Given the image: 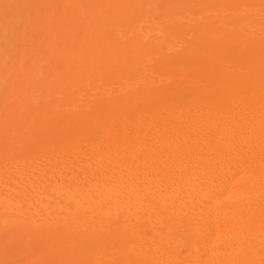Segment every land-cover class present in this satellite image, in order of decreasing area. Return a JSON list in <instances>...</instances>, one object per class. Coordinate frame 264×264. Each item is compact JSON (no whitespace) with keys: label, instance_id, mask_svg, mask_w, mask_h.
<instances>
[{"label":"bare ground","instance_id":"1","mask_svg":"<svg viewBox=\"0 0 264 264\" xmlns=\"http://www.w3.org/2000/svg\"><path fill=\"white\" fill-rule=\"evenodd\" d=\"M167 4L169 5L168 2ZM94 5L92 4L93 9L96 7ZM104 5L108 8L105 12L111 11L115 14L123 6L117 0H111ZM89 6L91 7V4ZM126 6L129 7L131 4ZM133 7L134 4L132 9ZM170 7L172 9V6ZM138 10L140 11V7ZM105 15L100 14L101 17ZM112 15L114 17L113 13ZM135 15L134 17H138ZM231 15L233 14L223 15L213 23L205 20L202 29L204 40L205 43L211 44L217 55L231 57L236 63L234 67L241 66L245 69L242 75L251 78L252 75L247 76L250 73L248 70L250 65L253 66L252 59L257 56L254 55L255 52L257 53L260 47H264V39L250 38L248 33L252 31L250 28H245L250 24V20L247 21L248 24L235 26L236 23L231 24L229 21ZM96 16L97 14L93 18L96 19ZM124 20L121 21L125 22ZM74 23L72 22L73 26ZM84 23L85 21L81 24ZM152 25L144 24L149 33L144 34L141 45L145 44L146 39L149 41L147 52L154 53L153 59L157 63L172 61L174 64L185 54H190L193 41L184 38L186 40L183 39L180 48L171 52L170 50L176 45L172 41L175 37L163 43L166 33L158 29V25L154 26V23ZM59 26L58 23L52 34L51 45H48V50L42 51L41 57L44 67L52 76L56 74L58 78L67 75L69 65L72 67L69 55L73 56L71 46H75L72 45L74 39L71 37L67 39L66 36L64 38L62 25ZM78 31L75 36L78 35ZM243 32H246V36L240 38L239 35ZM49 37L47 39H50ZM39 42L41 41L37 43ZM64 43L66 45L69 43V46L65 47ZM86 43L89 44L87 41ZM161 43L164 44L162 51H160ZM133 44V42L129 44L130 48ZM111 45V50L117 55L113 60H102L101 50L96 49V45L94 50L90 47L88 49L89 45H83L84 47H80L74 56L84 60L86 56L90 59L89 62L98 58L97 62L103 64L105 71L96 72L94 78L106 80L109 71H113L107 72L106 68L111 65L110 62L115 60L117 65H122L127 56H130L124 46ZM243 47L248 50V55L242 58L239 48ZM25 60L27 59L24 57ZM131 61L135 62L132 59ZM216 72L223 78L229 75L221 69ZM86 76L88 80L91 79V75ZM239 78V75L236 78L233 76V82L238 84L241 81ZM41 79H36V83H33L35 86L32 87L39 91L38 95L35 94L39 97L38 100H30L29 97L24 99L23 96L21 102L17 99L20 102L19 111L25 110L32 120L31 140L18 138L11 141L5 131H0V264H15L10 259V248L11 245L13 246L12 242L18 238L26 240L28 249L32 251L31 258L26 264H264V110H262L264 102L255 107L259 109L255 115L247 114L246 110L250 109V103L245 105L244 101L228 103L229 105L214 104L215 106L209 107L199 104L190 108L182 107L171 101V96L176 94L178 88H165L162 83V87L155 85L144 91H134L127 87L100 88L94 85L82 90H86L83 97H77L81 88L72 90L73 80L75 84L81 80V74H77L74 79L64 81L62 85L70 96H73L71 101L77 104L74 103L73 107H68L64 111L54 112L48 109L43 113L37 112V108L33 107L41 102L40 92L43 88L40 86L46 83ZM226 79L232 80V77L228 76ZM55 82L54 86H57L58 83ZM4 83L1 82L3 85ZM17 83H20L19 80ZM19 89L18 87L17 90ZM28 89L25 91L28 92ZM71 101L65 102V105L70 106ZM8 103L10 101H7V105H10ZM17 154L21 155L22 157H19L22 159L14 158ZM185 218L189 221V225L182 230L180 223ZM16 244H19L18 241Z\"/></svg>","mask_w":264,"mask_h":264},{"label":"rangeland","instance_id":"2","mask_svg":"<svg viewBox=\"0 0 264 264\" xmlns=\"http://www.w3.org/2000/svg\"><path fill=\"white\" fill-rule=\"evenodd\" d=\"M31 1H33V2H31ZM93 1H94V3H93ZM103 1L104 0H88V3H87V0H74V1L73 0H69V1L68 0H37V1L36 0H0V18H1V20H0V55H1V57H0V61H1L0 62V92L2 93V95L0 93V95H1L0 96V101H1L0 102V108H1L0 109V112L2 111V113H0V131H5L9 135V137H8L9 140L15 141V140H18V138H20L22 140H25V141L31 140V136H32L31 133L33 131V129H32V123H31L32 120L27 116L25 110H23V109L21 110L20 109V111H19V106L18 105L22 101L23 97H24V99L29 97L30 100L31 99H35V100H38L39 99V97L36 96V95H38L37 93H39V91L37 92V88L36 89L35 88L34 89L32 88V87L35 86V85H33V83L34 82L36 83V81H35L36 79H41L42 78L41 80H43V82H46V83L40 86L41 88H43L44 91L39 87L41 89V92H40V95H41V100L40 101L41 102H38V104H36L33 107L35 109L37 108L36 109L37 112H43V113H45L48 109H51L54 112H58V111H62V110L64 111L68 107H73L74 103H75V105L77 104L75 101H71V100H73V96H70V94L68 93V90L62 86L64 84V81H67V80L68 81L69 80L71 81L72 79L75 78V76L77 74H81V80L79 81V83L77 82L76 84H75V81L73 80L74 85L72 86V88H73L72 90H74L76 88H81L80 93L76 95L77 97L78 96L83 97L84 96V93L86 92V90L85 91H82V90L84 88H90V87H92L94 85H98L100 88L127 87V88H131L134 91H144L146 89L153 88V86H155V85L161 86L163 84L162 86L165 87V88H171V87L172 88L173 87L174 88H178L176 94H174V96H171V98H172L171 101L173 100V102L175 104H177L178 106H182V107L184 106V107L190 108V107H192L194 105H198L199 104V105H204L205 107H209V106H215L214 104H216V105H223V104L229 105L228 103H232V102L240 103V102H243L244 101V102H246L245 105H248L250 103V107H249L250 109L249 110L248 109L246 110L247 114L250 115V114L253 113L252 115H255V114L258 113L259 109H256L255 107H258L259 106L258 105L259 103L261 104L262 102H264V88H260V87H264V52H261V51H264V47H260L258 49V52L257 53L255 52L254 55H257V56L252 59L253 66L251 67V65H250L249 70H248L251 74L248 73V75H247V76H249V75H252V76H251V78H249L250 76L249 77H246L245 76L248 79L247 80L242 75L245 72V69H243L241 66L240 67H241L242 70L240 69V67H234L236 65V63L233 62V60H232L231 57L228 58L226 56L217 55L215 53V51H213V47L211 46V44L208 43V42L205 43L206 40H204L205 39V36H204V34L202 32V29H203V25H204L205 20H206V22L207 21L208 22L211 21V23H213L215 21V19H220L221 17H223V15H227V14H230L231 13V14H233L229 18V21H230L231 24L236 23L235 26H242V25H244L243 23H247V21L250 20V24L247 23L248 25L245 27V28H250V31H252V33L251 32H249L250 34L248 33V36L250 38H255V37L259 38L260 37V39L262 40V39H264V34H259V33H264V24H262V23H264V18H262V17H264V0H235V1L234 0H226L227 2L225 0H220V1L219 0H209V1L203 0L204 2L201 1V0H179V1L178 0H122V1L121 0H117L118 3L120 5H123L122 7H124V8L122 9V7H121L122 10L121 9H118L119 11L117 10L116 14H115V12H111V11L110 12H108V11L105 12V10H108V8L104 4L107 3V2H110L111 0H109L107 2L105 0L104 1V4H103ZM120 1L123 2V3H121ZM173 1H175V2H173ZM185 1H186V5H185ZM196 1H197V3H195ZM210 1H212V2H210ZM66 2H68V3H66ZM127 2H129V3H127ZM139 2H141V4H143V5H140ZM167 2L169 3V5L167 4ZM172 2H173V4H172ZM190 2L194 5V7L191 8V6H193V5ZM181 3H183V4H181ZM209 3H210V5H209ZM90 4H91V7L89 6ZM92 4L93 5L95 4L94 6H96L94 9H93ZM128 4L129 5L131 4V6H129L131 8H129L128 6H126ZM133 4H134V7L132 9ZM160 5H161V8H160ZM178 5H180V6H178ZM188 5H189V7H188ZM54 6H56V8ZM83 6H84V8H83ZM141 6L144 7V8H142ZM170 6H172V9H171ZM185 6H187V7H185ZM139 7H140V11L138 10ZM207 7H208V9H206ZM83 9H85V10H83ZM168 9H170V10H168ZM55 10H58V12L57 11L55 12ZM90 10H91V12H90ZM27 11H29V12H27ZM138 11H139L140 14H138ZM143 11L145 13H143ZM211 11H212V13H211ZM183 12H185V13H183ZM75 13H77V14H75ZM112 13L114 14V17L112 15ZM135 13H136V15H135ZM89 14L91 16L92 15L93 16L91 17ZM94 14L95 15L97 14L96 19H94L95 18V15ZM100 14H103V15L106 14L105 15L106 17L105 16L101 17L102 15L100 16ZM110 14H111V16H109ZM134 15L135 16H138V17H134ZM165 15H166V17H165ZM48 17L50 18V20H47V19H49ZM54 17L57 18V19H55ZM68 17L69 18L71 17V18L69 19ZM259 17L261 18V20H259L260 19ZM66 18H68V19H66ZM86 18L88 19V21H86ZM133 18H136V19H133ZM169 18H172V19H170L171 21L169 20ZM253 18H254V20L257 18V20L254 21ZM51 19H53V20H51ZM106 19H107V21H106ZM143 19H145V20L143 21ZM61 20H62V22L64 21L63 23H65L66 25L63 24L61 22ZM121 20H124L125 22H122ZM134 20H135V22L137 24L138 23L139 24L137 25L135 22H133ZM200 20H202V21H200ZM82 21L83 22L85 21V23L84 24H81V23H83ZM253 21H254V23H253ZM51 22L54 23V24H52ZM72 22L73 23L75 22L74 23V26H73ZM78 22H80V24H78ZM105 22L106 23L108 22V23L107 24H104ZM130 22H132V23H130ZM152 22L154 23V26H157L158 25V29H162L163 32L167 34V36L165 34V38L163 39L164 40L163 43H167L168 40H171L173 37H175L174 39H172V41H174L177 46L175 45V47L170 50L171 52L172 51H175L177 48H180V46L184 42L183 41L184 38L189 39L190 42L193 41L192 42L193 43L192 46L195 49L192 47L190 54H185L182 59H180L178 62H176L174 64H172L173 63L172 61H170V62L167 61V62L157 63L153 59V54L154 53H152V51L151 52H147V47H148L149 41L146 39L145 44L144 45H141V41H143V39H144V34L149 33V30H147L148 28L145 27V26L146 25L153 26L152 25L153 24ZM195 22H196V24H195ZM58 23H59L60 26L61 25L64 26V27L61 26L62 31H63L62 32V35H64V38L67 37V39H70V37H71V38L74 39V41L72 42L73 43L72 45L75 44V46L74 47L71 46V54L73 56H74V54L76 55V52L78 53V49L80 47H84L83 45H86V46L89 45L88 46V49L90 47L92 50L95 49V46L94 45H96V49L100 48L99 50H101V54H102L101 58H102V60L103 59H105V60L106 59L113 60L114 58H116L117 55H116V53L114 54L115 51L111 50V48H110L112 46L111 44H114V46H117L119 44H120V46H124V48H126V50H128V52L130 53V54H128L130 56H127V59L122 62V65L123 66L122 65H117L116 62H115V60L114 61H111L110 62L111 65L108 66L109 69L108 68H106V69H107V72L109 70H113V71H109V77L106 80L105 79H102V78H100L99 80H97L98 79L97 76H96L97 77L96 79L94 78V76L97 73L103 72L102 70L105 71V69H104L105 67H103V64L97 62L98 58H95V59L91 60V62H89L90 59H88L86 56H85V58H86L85 60H84V58L83 59L80 58L81 59L80 60L78 58V56H74L76 58L75 59V58H73V56L69 55L70 56V64L72 65V67L69 65V67H68V69L66 71L67 75H63V76H61L59 78H58V76L56 74H54L52 76V74L44 67V63L41 62V57H42V51L49 49V46L51 45V40H52V37H53L52 34H54L55 27L57 26ZM115 23L117 25H113ZM258 23H261V24H258ZM50 24H52V25H50ZM144 24H145V26H144ZM79 25H82V26H79ZM29 26H33V27H29ZM37 27H38V29H37ZM93 27H94V29H93ZM106 27H108V28H106ZM181 27H183V28H181ZM192 27H193V30H192ZM133 28H134V30H133ZM194 28H196V30H194ZM183 29H185V30H183ZM259 29H260V31H259ZM23 30H24V33H23ZM78 30H80V31H78ZM89 30H90V32H89ZM91 30H92V32H91ZM98 30H100V32ZM186 30H187V32H186ZM189 30L191 31V33H190ZM31 31L34 32V34H36V35H34V34L32 35V32ZM76 31H78V35L75 36V33L77 34ZM102 31H104V32H102ZM128 31H130V32H128ZM170 31H172V32H170ZM26 32H28V33H26ZM29 32H30V34H29ZM45 32H46V35L48 37L51 34L50 37H49L50 39H47L48 37L45 35ZM98 32H99V34H97ZM180 32H182V33H180ZM170 33H171V35L169 36ZM103 34L106 35V36H104ZM194 34L195 35L198 34V35L195 36ZM96 35L99 36V37H97ZM173 35H175V36H173ZM251 35H252V37H251ZM24 36H25V38H24ZM239 36H240V38H243V36H246V32H243ZM43 38H44V40H45L46 43L44 42ZM82 38H83V40H82ZM86 38L89 39V40H87ZM106 39H108V40H106ZM186 39H184V40H186ZM23 40H24L25 44H24ZM30 40H32V41H30ZM37 40L38 41H41V42L37 43L38 42ZM201 40H202V42H201ZM86 41L89 42V44L86 43ZM177 41H179V42H177ZM91 42H93V43H91ZM131 42L134 43L132 45V48H130V45H129ZM35 43H36V45H35ZM106 43H108L107 46L109 48L106 46ZM163 43H161L162 45L160 47V51H162L164 49V46H163L164 44ZM12 44H14V45H12ZM16 44H17V46H16ZM109 44H110V46H109ZM63 45H65V47L66 46L68 47L69 46V43L67 45L64 43ZM202 46H205V47H202ZM32 47L34 49H29V48H32ZM136 47H138V48H136ZM211 47H212V49H211ZM26 48L29 49V50H27ZM74 49H75V51H74ZM135 49L136 50L138 49V50L136 51ZM140 49H142V50H140ZM38 50H40V51H38ZM11 51H12V53H11ZM26 51H27V53H26ZM138 51L141 52V55L140 56H139V52ZM136 52L138 53L137 55H136ZM239 52H240L239 54H240V56L242 58L244 56L248 55V50H246V48H244V47L243 48H239ZM9 54L12 56L13 59L11 58V56H9ZM114 55H115V57H114ZM188 55H190V56H188ZM191 55H192V57H191ZM6 56L8 57V59H7ZM24 57L27 60L24 61ZM189 57H191V58H189ZM257 57H259V59ZM195 58H196V60H195ZM5 59H6V61H4ZM131 59L133 61H135V62H132L131 61L132 62L131 63L130 62ZM201 59H203V61ZM9 60H11V61H9ZM15 60H16V62H15ZM94 60H95V62H94ZM102 60H100V61H102ZM221 60H222V62H221ZM24 62H25V64H24ZM30 62H31V64H30ZM96 62H97V65H99V66H97V65L95 66L94 65V64H96ZM185 63L186 64L188 63V64L186 65ZM191 63H193V64H191ZM22 64H24V65H22ZM169 64H171V65H169ZM258 64H260V65L258 66ZM37 65L38 66L41 65V66H39L40 68ZM89 65L91 66L90 67L91 69L88 67ZM124 65H128V66H124ZM15 66H16V68H15ZM78 66H80V67H78ZM81 66H82V68H81ZM185 66H187V67H185ZM195 66L197 67V69H196ZM18 67H19V69H18ZM201 67H202V69H201ZM76 68H77V70H76ZM96 68H97V70H96ZM188 68L191 70V72L192 71L193 72L191 73ZM12 69H13V71H12ZM23 69H25V70H23ZM89 69H90V71H89ZM168 69H170V70H168ZM206 69L208 70L207 72H206ZM220 69H221V71H225V72L229 73L228 76L232 77V80L231 79L230 80L226 79L228 76L225 77V78L219 77V75L217 74L218 72H216V71H219ZM43 70L44 71L47 70V71L44 73ZM188 70H189V72H188ZM21 71L22 72L25 71V73L23 72V74H21L22 73ZM205 73H208V74L206 75ZM48 74H50L53 78L50 75H49V77H50L49 78L47 76ZM191 74H192L193 77L191 76ZM42 75H43V77H42ZM86 75H91L90 76L91 79L88 80V76H86ZM195 75H197L199 78L197 76L195 78ZM199 75L202 76V77H204V78L200 77ZM238 75L240 77L239 80H241V81L238 84H236L235 82H233V80H234L233 79V76H234V78H236ZM21 76H24V77L22 78ZM36 76L38 78H36ZM19 77H21V78H19ZM213 77H215V79H213ZM243 77H244V80L245 81L242 80ZM222 78H223L224 81L222 80ZM48 79H50V80H48ZM60 79H62L61 82H60ZM250 79H252V80H250ZM18 80H19L20 83H17ZM32 80H33V82H32ZM193 80H195V81L193 82ZM4 81H5V83H4ZM13 81H14V83H13ZM26 81H27V83L29 85L26 83ZM55 81H57V83H58L57 86H54V84H56ZM95 81H97V82H95ZM107 81H108V83H107ZM176 81H178V82H176ZM1 82L4 83V85L1 84ZM16 83L19 84V85H17ZM59 83H61V84H59ZM195 83L196 84L198 83V84L195 85ZM215 83H216V85H215ZM234 83L237 85L236 86L237 88L235 87V84ZM240 83L243 84L244 86L243 85H240ZM21 84H22V86H21ZM23 84H25V85H23ZM205 84H206V87L207 88L205 87ZM211 84L213 86H210ZM221 84H223L224 86L222 87ZM11 85H13V86H11ZM30 85H31V87H30ZM14 86H16L17 88L14 87ZM18 87L20 89H22V90H20V89L17 90ZM23 87H26V88L23 89ZM244 87L246 88V90H245ZM8 88H9L10 91L8 90ZM30 88H31V90H30ZM203 88L205 89L204 91H203ZM13 89L15 90V92H14ZM27 89L29 90L28 92H26ZM222 91L224 93H222ZM251 91H253V92H251ZM19 92L21 94H19ZM246 94H247V96L245 97ZM222 95H225V96H222ZM249 95H251L252 98L249 97ZM256 95H259L260 97L259 96H256ZM261 95H262V97H261ZM5 97H7L8 99H5ZM185 97H186V99H185ZM254 97L257 100H255ZM187 99H189V100L191 99V100L189 101ZM208 100H210V101H208ZM7 101L8 102L10 101V103H8L10 105H7ZM68 101H71L70 106H66L65 105V102H68ZM247 101H249V102H247ZM16 103H18V104H16ZM3 109H4L5 112L3 111ZM251 109H252V112H250ZM262 110H264V109H262ZM4 113H6V115ZM3 115H5V116L3 117ZM5 124L7 125V127H6ZM9 127H10V129H9ZM6 128H8L7 131L5 130ZM12 128H14V129L12 130ZM2 129H4V130H2ZM18 129H19V131H18ZM15 134H17V135H15ZM217 135H218V133H217ZM16 136H18V137H16ZM22 137H24V138H22ZM19 156L22 157L21 155L17 154L16 156H14V158L17 157L18 159H22ZM12 157H8V158H12ZM100 189H99V191H101ZM182 221L183 222L180 223V224L183 227L182 230H184V229H186L188 227L189 221L186 218L183 219ZM20 239L21 238H18V240L12 242L13 246L11 245V248H10V259L15 264H26L29 261V258H31L30 257V254H32V251H30L28 249L27 244H26V240H22L21 239L22 240L21 241ZM17 241H18L19 244H16ZM16 249H18V250H16Z\"/></svg>","mask_w":264,"mask_h":264}]
</instances>
